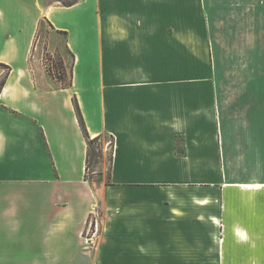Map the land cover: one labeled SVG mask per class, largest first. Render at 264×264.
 Returning <instances> with one entry per match:
<instances>
[{
	"label": "crops",
	"instance_id": "crops-1",
	"mask_svg": "<svg viewBox=\"0 0 264 264\" xmlns=\"http://www.w3.org/2000/svg\"><path fill=\"white\" fill-rule=\"evenodd\" d=\"M0 63V264H264V0H0Z\"/></svg>",
	"mask_w": 264,
	"mask_h": 264
},
{
	"label": "rangeland",
	"instance_id": "rangeland-1",
	"mask_svg": "<svg viewBox=\"0 0 264 264\" xmlns=\"http://www.w3.org/2000/svg\"><path fill=\"white\" fill-rule=\"evenodd\" d=\"M43 6L46 5H62L70 3L72 1L79 0H38ZM50 27L47 23L42 25V29L37 37L38 52L43 55V60L45 62L48 52L46 51V37L49 33ZM59 58V55H56ZM69 75V72H68ZM92 156L90 159V166L87 170V177L89 179H94L98 183H108L109 173L111 169V157L113 153L112 138L109 135H101L100 138L91 144ZM90 237L93 232H90Z\"/></svg>",
	"mask_w": 264,
	"mask_h": 264
},
{
	"label": "trees",
	"instance_id": "trees-1",
	"mask_svg": "<svg viewBox=\"0 0 264 264\" xmlns=\"http://www.w3.org/2000/svg\"><path fill=\"white\" fill-rule=\"evenodd\" d=\"M77 2L78 1H72L70 3L64 4V6H72V5L76 4ZM41 29H42V25L39 27V31L37 33L38 35H39V32L41 31ZM46 61H48L50 64V68H48V69H50V71L52 70V66L55 68V70H56L55 76L60 80L62 86L68 87L70 84L69 75H68V71L65 67V64H64L62 57L59 56V58H56V56L52 55L51 53H48ZM0 66H3L6 68V72H5L4 76L0 79V94H1L11 68L5 64H2V63H0ZM80 121H81L82 128L84 130V133H85L86 137L88 138V159H87V170H88L89 166H90V159L92 156L91 144L96 142L100 138V136L90 138L89 134H87L86 127H85V124H84L82 118H80ZM112 145H113V152H114V138H112ZM112 160H113V153H112V157H111V162H112ZM86 175H87V173H86Z\"/></svg>",
	"mask_w": 264,
	"mask_h": 264
},
{
	"label": "built area",
	"instance_id": "built-area-1",
	"mask_svg": "<svg viewBox=\"0 0 264 264\" xmlns=\"http://www.w3.org/2000/svg\"><path fill=\"white\" fill-rule=\"evenodd\" d=\"M48 62V61H47ZM56 72V71H55ZM91 232V230L89 229V231H88V234Z\"/></svg>",
	"mask_w": 264,
	"mask_h": 264
}]
</instances>
